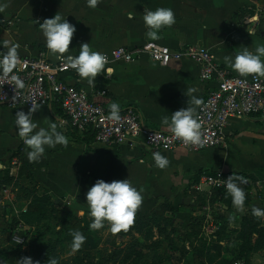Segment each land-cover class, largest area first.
Instances as JSON below:
<instances>
[{
  "label": "crops",
  "instance_id": "0c3cea01",
  "mask_svg": "<svg viewBox=\"0 0 264 264\" xmlns=\"http://www.w3.org/2000/svg\"><path fill=\"white\" fill-rule=\"evenodd\" d=\"M0 4L8 5L0 13V45L8 41L18 45L19 55L44 54L50 60L55 59L48 54L39 24L56 14L75 26L69 46L72 55H78L82 43L106 53L154 41L146 36L142 16L144 10L158 7L171 8L176 23L163 29L155 42L173 50L190 44L203 46L235 75L225 57L234 56L244 47L254 50L264 44V0H101L95 9L87 7L86 0H0ZM129 13L134 19H128ZM0 51L6 50L0 46ZM112 66L111 77L98 75L92 86L78 75L63 74L61 78L84 89L107 111L111 102H118L121 112L132 107L150 129L167 131L161 119L187 107L188 90L195 89L193 95L203 100L208 89L199 80L197 66L187 59L160 67L142 56L132 63L115 62ZM102 91L105 94H100ZM49 107L42 106L34 113V121L41 127L55 123L69 144L47 149L39 163H30L26 150L20 157L14 155L24 145L14 123L15 114L27 113L29 107L0 105V170L9 167L13 172V162H24L37 183L36 193L49 195L57 207L68 204L78 211H88L85 194L97 179L111 182L128 178L142 189L143 202L137 212L145 217L169 205L174 216L183 220L206 212L208 230H218L220 222L238 229L242 217L252 215L253 206L264 209V117L231 118L224 131V145L219 147L198 152L183 148L159 151L169 165L158 169L152 159L154 152L140 139L119 146L94 139L76 140L67 117L53 118ZM219 172L249 181L240 185L246 193L244 212H235L227 192L218 196L200 182L203 174ZM199 198H205L206 203L201 204ZM233 214L236 218L230 222Z\"/></svg>",
  "mask_w": 264,
  "mask_h": 264
},
{
  "label": "built area",
  "instance_id": "2783aa9c",
  "mask_svg": "<svg viewBox=\"0 0 264 264\" xmlns=\"http://www.w3.org/2000/svg\"><path fill=\"white\" fill-rule=\"evenodd\" d=\"M104 54L108 59L106 69H112L115 62L132 63L142 56L160 67L181 59L192 61L198 68L199 80L208 86L203 103L197 109L203 146L184 144L169 131L145 127L140 114L132 107L121 112L119 122L107 120L108 111L102 104L95 102L76 84L62 80L63 74L77 75L73 69L66 67L67 61L50 60L44 54L19 55L21 62L14 72L7 76L0 74V105L30 108L33 103L42 106L58 103L70 126L78 132L91 133L95 142L119 146L140 139L152 152L175 148L198 152L219 147L224 145V131L231 118L264 117V78L244 79L231 73L203 46L190 44L173 50L167 45L147 41L135 47H117ZM12 75L20 77L23 89L17 88ZM99 75L110 78L112 72L105 70ZM228 177L220 172L203 174L200 182L211 189L227 192L225 182ZM262 177L264 183V172ZM243 179L246 183L242 185L248 184L249 181ZM13 240L23 242L17 234L13 235Z\"/></svg>",
  "mask_w": 264,
  "mask_h": 264
},
{
  "label": "clouds",
  "instance_id": "9594fccd",
  "mask_svg": "<svg viewBox=\"0 0 264 264\" xmlns=\"http://www.w3.org/2000/svg\"><path fill=\"white\" fill-rule=\"evenodd\" d=\"M100 2L101 0H86V5L95 9ZM7 7V4H0V13ZM128 19H134V16L129 13ZM142 21L146 36L155 41L161 38L160 33L163 29L171 28L176 23V18L171 8L158 7L154 11L144 10ZM39 28L49 56L56 60H66V67L73 69L78 77L90 86L94 85L96 77L105 70L108 73L112 72L111 68L106 69L107 56L102 52L93 51L88 43L80 45L78 55L71 54L69 46L76 29L65 17L56 14L40 23ZM0 46L6 50L0 51V74L7 76L12 74L21 62L18 45L5 41ZM225 62L241 78H264V44L256 45L254 50L244 47L234 56L225 57ZM12 80L17 88H24V83L19 76L12 75ZM194 92L195 89H189L187 107L175 111L170 117L164 116L161 119V125L182 143L202 147L201 123L197 117V109L203 101L193 95ZM41 107V104L33 103L27 113L18 111L15 114L14 123L25 145L30 163H39L47 149H55L57 145L67 147L69 144L68 137L57 130L55 123L41 127L34 121L33 114ZM106 119L112 122H119L122 119L121 105L118 102L109 104ZM152 159L154 166L158 169H165L169 165L167 157L160 152H154ZM244 183L246 181L239 176H229L225 182L227 195L231 198L236 213H242L245 210L246 193L240 186ZM85 197L91 219L88 225L89 230L99 232L107 225L114 236L127 232L133 226L136 213L143 202L142 189H137L128 178L111 182L97 179L88 189ZM251 213L258 220L264 219L262 208L253 206ZM80 215L83 216L84 212ZM235 218L233 214L229 217V221ZM69 235L72 237L69 250L71 254H75L85 244L86 236L80 230H72ZM16 264H39V262H34L31 257L26 256L18 259ZM47 264H58V261L55 258H48Z\"/></svg>",
  "mask_w": 264,
  "mask_h": 264
},
{
  "label": "rangeland",
  "instance_id": "374dc122",
  "mask_svg": "<svg viewBox=\"0 0 264 264\" xmlns=\"http://www.w3.org/2000/svg\"><path fill=\"white\" fill-rule=\"evenodd\" d=\"M12 168H15L13 172H11L9 167L0 170V182L4 181V184H0V264H7L8 262L16 264L18 259L26 256L31 257L35 262V253L29 246L28 241L38 227L43 229L48 226L60 232L58 245L53 250L60 264H66V261H71L73 256L82 257L86 252H90L91 255L97 257L100 251L113 249L111 241L117 243L123 241V243H127L130 240L129 236L112 235L107 225L99 232H93L88 228L86 231V242L82 246V250L71 254L69 250L71 241H67L66 234L72 230H80L77 220L73 219V217H76V215L81 216L80 213L82 211L64 204L59 206L63 209L60 219H45L41 224L34 227L24 224L22 222V214L25 208L31 205L33 196L37 193L34 181L30 178V172L23 168L21 164H13ZM70 208L76 212H71ZM170 215L171 213L167 212L162 216L166 217ZM205 215L206 212L205 214L198 212L195 217L184 220L174 216L173 221L162 220L159 229L153 228L155 238L160 239L163 243L161 248L158 249L160 255H164L163 249L166 248L170 229L175 227L177 230L174 240L178 247H182L181 250H183L184 254L182 253L183 255H181L179 251L168 252L170 259L164 264H264V250L262 249L255 251L248 260V263H245L244 260L236 256V234L233 232L235 231L233 227L227 226L228 229H226V234L232 240L226 244L222 241L221 244L225 245L221 251H218L214 247L217 239L216 237H212L215 233L213 231L217 230H208L205 227L207 219ZM252 217L253 215L249 216V218ZM88 218L91 222L89 216ZM180 221H183V223H180ZM241 221L238 230L241 228ZM261 225L264 227L263 221ZM192 226L194 227L192 228ZM233 226L235 227V225ZM14 234L23 239V242H15L13 240ZM51 236L55 237L54 233ZM132 236L143 241L145 240L146 233L144 230L141 233L133 232ZM255 237L257 236L255 235ZM144 251L151 253L147 249Z\"/></svg>",
  "mask_w": 264,
  "mask_h": 264
},
{
  "label": "trees",
  "instance_id": "16d2710c",
  "mask_svg": "<svg viewBox=\"0 0 264 264\" xmlns=\"http://www.w3.org/2000/svg\"><path fill=\"white\" fill-rule=\"evenodd\" d=\"M49 110L53 118L59 117L64 119L65 116L58 103H51ZM70 128L71 134L76 140L89 142V140L93 139L91 133L85 134L86 136H80L76 133V130L73 127L70 126ZM22 150H26L25 145L21 146L18 151L14 153V155L20 157ZM20 164L23 168L30 172V178L33 180L31 168L22 161ZM0 184H4V181H1ZM34 184L36 188L37 183L35 181ZM213 190H215L216 195L218 196L224 192L220 189ZM199 202H201V204H205L206 199L199 198ZM62 210V208L57 207L51 201L49 195L43 194L39 196L35 194L31 205L27 206L22 214V222L30 227H34L41 224L45 219H60L63 212ZM70 211L76 212L71 208ZM164 212H169L171 215L164 217L162 216L165 214ZM88 216V211H85L83 216L76 215V217H73V219L77 220L80 231L83 232L85 236L90 223ZM173 218L174 210L169 207V205L160 207L148 217H145L137 212L133 226L127 232L119 233V236L121 237H130V240L127 243H123V241L118 243L111 241L113 249L100 251L97 257L91 255L90 252H86L82 257L73 256L71 261H66V264H164L170 259V254L168 252L179 251L181 255L184 254L183 250H181L182 247H178L174 240V236L177 233L175 227H172L168 233V242L166 244V248L163 249L164 255H160L158 253V249L161 248L163 243L160 239L155 238L153 228L156 227L159 229L161 227L160 222L162 220L166 219L171 222L173 221ZM192 219L196 220L195 218ZM241 220V228L233 231L236 234L235 253L238 258H241L245 263H248V260L255 251L259 249L264 250V227L261 225L262 220H258L254 216L252 218H249V216H243ZM180 223H183V221H180ZM227 226L229 227L227 222H220V227L214 233L217 239L214 247L218 251H221L224 245L232 240L230 236L226 234V229H228ZM193 227L194 226H192V228ZM143 230L146 233L145 240L141 241L137 237L132 236L133 232L141 233ZM51 232L54 233L55 237L51 236ZM59 233L60 232L58 230L55 231L53 228H49L48 226L43 229L40 227L36 228L34 234L29 239L28 244L35 253V261H38L39 264H47L48 258H55L58 261V264H60L57 255L53 252L59 242ZM69 233L66 234L68 242L72 239ZM255 235L257 237H255ZM222 241L225 243L224 245L221 244ZM145 249L151 253L145 252ZM80 250H82V247ZM200 255H202V253H200ZM7 264L14 263L8 262Z\"/></svg>",
  "mask_w": 264,
  "mask_h": 264
}]
</instances>
